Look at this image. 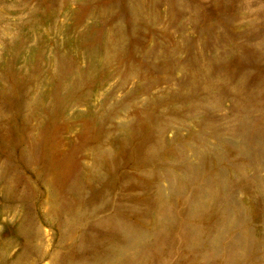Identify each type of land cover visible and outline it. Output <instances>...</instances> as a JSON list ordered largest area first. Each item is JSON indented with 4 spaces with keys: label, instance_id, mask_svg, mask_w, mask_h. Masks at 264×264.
I'll return each mask as SVG.
<instances>
[{
    "label": "rangeland",
    "instance_id": "obj_1",
    "mask_svg": "<svg viewBox=\"0 0 264 264\" xmlns=\"http://www.w3.org/2000/svg\"><path fill=\"white\" fill-rule=\"evenodd\" d=\"M0 264H264V0H0Z\"/></svg>",
    "mask_w": 264,
    "mask_h": 264
}]
</instances>
